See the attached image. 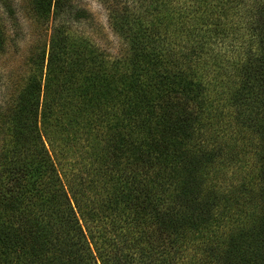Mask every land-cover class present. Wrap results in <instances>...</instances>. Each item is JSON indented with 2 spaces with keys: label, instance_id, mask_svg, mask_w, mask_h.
I'll return each instance as SVG.
<instances>
[{
  "label": "trees",
  "instance_id": "16d2710c",
  "mask_svg": "<svg viewBox=\"0 0 264 264\" xmlns=\"http://www.w3.org/2000/svg\"><path fill=\"white\" fill-rule=\"evenodd\" d=\"M79 1L28 0L0 264H264V0H101L114 58Z\"/></svg>",
  "mask_w": 264,
  "mask_h": 264
},
{
  "label": "rangeland",
  "instance_id": "374dc122",
  "mask_svg": "<svg viewBox=\"0 0 264 264\" xmlns=\"http://www.w3.org/2000/svg\"><path fill=\"white\" fill-rule=\"evenodd\" d=\"M28 3V0H0V21L5 34L0 53V111L24 84L32 51L48 44L49 28L35 22ZM78 6L87 12L89 19L76 24L74 29L109 58L123 54L126 46L110 29L102 1L81 0Z\"/></svg>",
  "mask_w": 264,
  "mask_h": 264
}]
</instances>
